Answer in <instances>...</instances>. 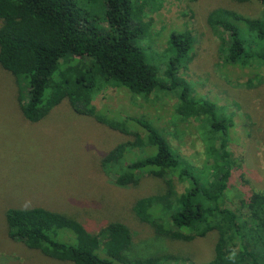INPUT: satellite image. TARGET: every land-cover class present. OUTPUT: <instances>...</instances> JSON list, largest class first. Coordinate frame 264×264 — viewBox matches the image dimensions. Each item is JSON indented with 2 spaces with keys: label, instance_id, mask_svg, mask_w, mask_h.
I'll list each match as a JSON object with an SVG mask.
<instances>
[{
  "label": "trees",
  "instance_id": "trees-1",
  "mask_svg": "<svg viewBox=\"0 0 264 264\" xmlns=\"http://www.w3.org/2000/svg\"><path fill=\"white\" fill-rule=\"evenodd\" d=\"M101 1L103 25L98 26L77 0H0V66L20 87L25 118L38 122L67 99L75 112L131 136L102 158L119 184L135 183L137 173L169 178L164 192L135 201L132 209L141 222L169 241L191 242L215 233L213 257L199 264H264V190L250 192L236 206L227 204L233 169L239 166L229 149L232 123L214 102L192 97L191 86L175 75L181 64L186 67L192 60L191 31L171 34L164 71L169 84L164 85L135 44L144 28L132 1ZM235 1L257 2L262 12L248 17L225 7L210 10L206 21L219 34V54L235 65L264 61V0ZM107 87H124L143 98L158 88L172 89L178 99L176 113L201 129V138L216 145L215 154L194 165L169 141V135L179 133L177 128L168 133L162 128L161 133L143 117L97 110L94 100ZM172 179L183 185L181 191ZM5 220L12 239L59 261L193 263L187 255L167 251L140 254L131 229L117 220L94 232L74 216L41 206L7 208Z\"/></svg>",
  "mask_w": 264,
  "mask_h": 264
},
{
  "label": "rangeland",
  "instance_id": "rangeland-1",
  "mask_svg": "<svg viewBox=\"0 0 264 264\" xmlns=\"http://www.w3.org/2000/svg\"><path fill=\"white\" fill-rule=\"evenodd\" d=\"M77 1L94 24L103 25L101 0ZM131 1L144 28L143 38L135 44L143 50L147 63L156 67L164 85L169 84L164 71L171 54L166 51L171 34L192 33V60L186 67L181 64L175 75L191 86L192 97L214 102L232 123L229 149L239 166L233 169L227 204L236 206L250 192L264 190V61L225 63L219 54V34L206 21L208 12L217 7L256 17L262 6L235 0ZM19 88L15 78L0 66V264H73L49 258L8 235L6 209L34 206L74 216L94 232L107 222L121 221L131 229L140 254H183L192 264L213 257L215 233L191 242L169 241L156 236L136 217L132 209L135 201L164 192L169 178L137 173L135 183L119 184L114 172L103 166L102 158L131 136L75 112L67 99L40 121L31 122L22 112ZM26 92L23 87L21 94ZM177 101L170 88H158L143 98L124 87H107L96 96L94 105L109 114L143 117L160 132L177 128L174 138L168 136L173 148L187 161L202 165L215 154L216 145L204 141L201 129L176 113ZM172 180L176 191H181L183 185Z\"/></svg>",
  "mask_w": 264,
  "mask_h": 264
}]
</instances>
